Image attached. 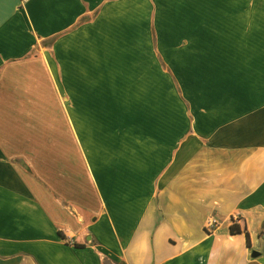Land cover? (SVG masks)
<instances>
[{
	"label": "crops",
	"instance_id": "crops-1",
	"mask_svg": "<svg viewBox=\"0 0 264 264\" xmlns=\"http://www.w3.org/2000/svg\"><path fill=\"white\" fill-rule=\"evenodd\" d=\"M0 264H264V0H0Z\"/></svg>",
	"mask_w": 264,
	"mask_h": 264
},
{
	"label": "built area",
	"instance_id": "built-area-1",
	"mask_svg": "<svg viewBox=\"0 0 264 264\" xmlns=\"http://www.w3.org/2000/svg\"><path fill=\"white\" fill-rule=\"evenodd\" d=\"M235 223H236V221H233V224H235ZM218 227H219V221L212 218L208 221L205 230L207 233L210 234V233L215 232Z\"/></svg>",
	"mask_w": 264,
	"mask_h": 264
},
{
	"label": "trees",
	"instance_id": "trees-1",
	"mask_svg": "<svg viewBox=\"0 0 264 264\" xmlns=\"http://www.w3.org/2000/svg\"><path fill=\"white\" fill-rule=\"evenodd\" d=\"M230 231H231V234H242V233H244L246 235L248 245L250 244V238H249V235L246 232V230L242 231L239 227L233 225L231 227ZM61 236L64 238L63 234H61Z\"/></svg>",
	"mask_w": 264,
	"mask_h": 264
},
{
	"label": "rangeland",
	"instance_id": "rangeland-1",
	"mask_svg": "<svg viewBox=\"0 0 264 264\" xmlns=\"http://www.w3.org/2000/svg\"><path fill=\"white\" fill-rule=\"evenodd\" d=\"M154 41H155V43H156V37H155V34H154ZM177 44H178V40H177V37H176V35L174 36V40H173V42H172V47H173V52H171L173 55H174V57L171 59V66H172V60H177V50L176 49H174L176 46H177ZM176 68V67H175ZM172 73V72H171Z\"/></svg>",
	"mask_w": 264,
	"mask_h": 264
}]
</instances>
